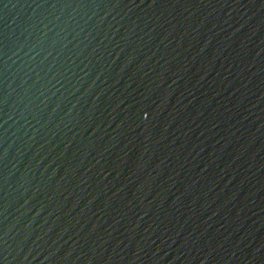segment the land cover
<instances>
[{"label":"water","instance_id":"95a60500","mask_svg":"<svg viewBox=\"0 0 264 264\" xmlns=\"http://www.w3.org/2000/svg\"><path fill=\"white\" fill-rule=\"evenodd\" d=\"M0 264H264V0H0Z\"/></svg>","mask_w":264,"mask_h":264}]
</instances>
